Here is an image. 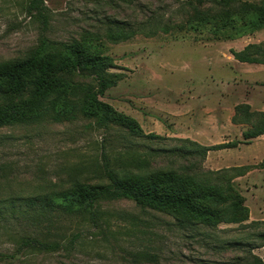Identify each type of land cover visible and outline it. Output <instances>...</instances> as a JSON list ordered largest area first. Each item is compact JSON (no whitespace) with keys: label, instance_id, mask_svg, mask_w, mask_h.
I'll return each mask as SVG.
<instances>
[{"label":"rangeland","instance_id":"rangeland-1","mask_svg":"<svg viewBox=\"0 0 264 264\" xmlns=\"http://www.w3.org/2000/svg\"><path fill=\"white\" fill-rule=\"evenodd\" d=\"M43 1L46 29L29 12V0H0V66L25 61L41 47L60 65L66 58L62 44L84 45L110 58L107 74L116 84L100 100L116 119L103 129L96 117H86L79 106H88L84 98L94 80L60 73L70 87L69 102L56 108L73 109L77 117L41 116L36 123L0 129L3 194L33 196L74 184H106L105 153L121 176L148 179L177 171L232 186L239 217L246 219L191 228L171 213L132 200L103 201L96 224L58 211L32 226L22 218L0 221L1 253H17L16 241L23 236L61 244L54 252H18L24 254L0 264H254L250 253L264 260L258 236L264 233V135L247 139L260 120L251 113L264 112V65L242 63L233 54L252 46L246 54L264 61V0ZM243 4L253 10L243 11ZM157 15L179 28L130 36L112 24ZM249 22L256 26L246 32ZM30 97L6 98L0 106H23ZM192 142L236 146L213 150L204 159L178 152Z\"/></svg>","mask_w":264,"mask_h":264},{"label":"trees","instance_id":"trees-1","mask_svg":"<svg viewBox=\"0 0 264 264\" xmlns=\"http://www.w3.org/2000/svg\"><path fill=\"white\" fill-rule=\"evenodd\" d=\"M28 10L30 13H35L41 20L43 29L48 27L49 17L43 0H29ZM242 10L250 11L253 10V7L243 4ZM261 12L264 16V6ZM112 24L119 28L121 35L122 30H127L130 36L140 34L152 37L158 32L168 34L171 30L179 28L176 23L162 22V17L159 15L137 23L114 21ZM251 26H256V23H247L244 28L246 32H249ZM244 33L245 31L241 30L239 34ZM48 43L49 41L44 39L42 46H47ZM62 47L66 58L60 65L56 63L54 57L44 55L41 47L25 61L0 66V101L23 94L31 96L23 106L9 104L0 106V129L8 125L36 123L41 120V116L57 121L64 118H76L77 115L72 112L73 109L66 112L56 108L58 105L69 102L67 91L70 90V87L61 81L60 73H77L94 80V88L89 90L84 98V104H88V106H82L81 109L79 106V111L81 110L86 117H96L101 128L109 129L111 127L112 121L116 119V114L110 105L100 100V97L104 96L116 84L115 77L107 74V70L111 67L110 58L95 55L81 44H62ZM250 48L253 47L249 46L244 52L233 54L242 63L264 65V61L246 54ZM251 114L258 116L260 120L254 130L247 135V139L264 135V112H252ZM235 146L227 143L204 147L192 142L188 148L180 147L178 152L187 156L196 155L204 159L213 150ZM103 173L107 180L106 184L97 186L74 184L71 189L48 194L5 195L0 187V221L22 218L32 226L41 223L43 218L58 211L73 216H83L88 218L92 224H96L103 201L123 199L132 200L142 207H152L171 213L182 225H188L191 228L198 227V224L209 226L221 223L238 224L246 219V217H239L240 202L233 197L232 186L212 184L202 175L191 176L179 174L177 171H162L148 179L139 175L121 176L110 168L105 153L103 154ZM244 212L248 216L247 208ZM258 236L264 241V233ZM77 238L78 236L74 237V239ZM16 242L18 244L17 253L0 252V262L14 260L18 254H24L18 252L29 249L39 252H54L61 248L59 242L42 241L31 236H23L20 242ZM255 248L257 247H253V249ZM250 254H252L254 264H264V260L260 256L254 253Z\"/></svg>","mask_w":264,"mask_h":264}]
</instances>
